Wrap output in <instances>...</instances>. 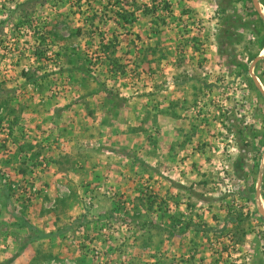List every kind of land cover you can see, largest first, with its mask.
Instances as JSON below:
<instances>
[{"label":"rangeland","instance_id":"obj_1","mask_svg":"<svg viewBox=\"0 0 264 264\" xmlns=\"http://www.w3.org/2000/svg\"><path fill=\"white\" fill-rule=\"evenodd\" d=\"M221 1L0 0V264H264V0Z\"/></svg>","mask_w":264,"mask_h":264},{"label":"trees","instance_id":"obj_2","mask_svg":"<svg viewBox=\"0 0 264 264\" xmlns=\"http://www.w3.org/2000/svg\"><path fill=\"white\" fill-rule=\"evenodd\" d=\"M122 1H123L122 3H124L126 8H134L133 5H136L135 4L136 2H134L135 0H129V1L128 0H122ZM221 2H222L221 0L220 1L217 0L216 6L220 7V8H223ZM249 4H250V0H249ZM142 8H144L142 10V13L143 12L145 13L144 10H146L149 7L147 5H142ZM162 8L167 9L168 8V4L166 2H163ZM135 9H136V11L138 10V8H135ZM133 10H132V12H134ZM251 10H252L253 14L258 18V23L261 24L264 27V21L260 19V17L254 11L253 8H251ZM222 12H223V10H222ZM116 14H117V16H116L117 19L119 18L121 21H124V22L128 21L127 17H126V14H123V13L121 14L119 12H114V15H116ZM129 15H131V14H128V16ZM129 17H131V16H129ZM223 19H224V22H229V25L223 29L222 36L221 37L220 36L217 37V39H218L217 50H218V53L220 55H223L226 58H228L229 60H231L232 58H231V55H230V52H229V48H228V46H225V42L226 41H231L233 38H236V35L234 34V30L238 27V25H240L241 19L236 17L233 13L224 14L223 15ZM161 23L163 24V20H161ZM114 41H112V42L109 41L106 46H103L104 49L108 50L111 47L112 48L115 47V45L113 44ZM258 44H259L258 48L260 50L263 47V44H264V36L261 37V39H260ZM140 52L138 51L139 54H140ZM110 54H113V51H110ZM19 153L24 154L23 150H21V148L19 149ZM10 194H11V192H9V191L8 192H4L3 191L1 193V196H3V198L6 199V200H4V210L8 214V216H10L12 219H14V221H15L14 225H16V226H18L20 228L27 229L30 234L34 235L33 237H31L32 240L45 237L46 234L35 230V228L27 220H25L22 216L17 214V212L15 210V206L13 205V203L10 200V197H11ZM241 217H242V213L241 212L232 209V210H230L229 214H227L225 216V219L233 223V221L236 222L238 220H241ZM232 223H230V224H232Z\"/></svg>","mask_w":264,"mask_h":264},{"label":"water","instance_id":"obj_3","mask_svg":"<svg viewBox=\"0 0 264 264\" xmlns=\"http://www.w3.org/2000/svg\"><path fill=\"white\" fill-rule=\"evenodd\" d=\"M262 58H264V56L257 57V58H255L254 60L256 61V60H258V59H262ZM260 212H261V214L264 215V211H263L261 208H260Z\"/></svg>","mask_w":264,"mask_h":264},{"label":"crops","instance_id":"obj_4","mask_svg":"<svg viewBox=\"0 0 264 264\" xmlns=\"http://www.w3.org/2000/svg\"><path fill=\"white\" fill-rule=\"evenodd\" d=\"M119 113H120V110L118 111L117 118L120 117ZM123 113H124V112H123ZM113 122H115V121H113ZM105 128L108 129V127H105ZM109 172H110V171H109ZM139 181H140V180H139ZM139 181H138V182H139Z\"/></svg>","mask_w":264,"mask_h":264}]
</instances>
